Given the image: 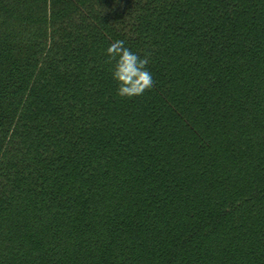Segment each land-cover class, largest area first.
I'll return each instance as SVG.
<instances>
[{"label": "trees", "instance_id": "1", "mask_svg": "<svg viewBox=\"0 0 264 264\" xmlns=\"http://www.w3.org/2000/svg\"><path fill=\"white\" fill-rule=\"evenodd\" d=\"M0 264H264V0H0Z\"/></svg>", "mask_w": 264, "mask_h": 264}, {"label": "clouds", "instance_id": "2", "mask_svg": "<svg viewBox=\"0 0 264 264\" xmlns=\"http://www.w3.org/2000/svg\"><path fill=\"white\" fill-rule=\"evenodd\" d=\"M111 65L112 79L117 83L116 93L121 98L132 99L144 95L153 86L152 73L147 69L148 60L116 40L105 50Z\"/></svg>", "mask_w": 264, "mask_h": 264}]
</instances>
